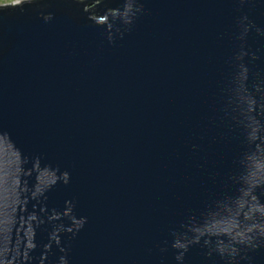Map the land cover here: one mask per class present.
I'll return each mask as SVG.
<instances>
[{"label": "water", "instance_id": "obj_1", "mask_svg": "<svg viewBox=\"0 0 264 264\" xmlns=\"http://www.w3.org/2000/svg\"><path fill=\"white\" fill-rule=\"evenodd\" d=\"M0 264H264V0L0 7Z\"/></svg>", "mask_w": 264, "mask_h": 264}, {"label": "rangeland", "instance_id": "obj_2", "mask_svg": "<svg viewBox=\"0 0 264 264\" xmlns=\"http://www.w3.org/2000/svg\"><path fill=\"white\" fill-rule=\"evenodd\" d=\"M30 0H0V7L23 3Z\"/></svg>", "mask_w": 264, "mask_h": 264}, {"label": "trees", "instance_id": "obj_3", "mask_svg": "<svg viewBox=\"0 0 264 264\" xmlns=\"http://www.w3.org/2000/svg\"><path fill=\"white\" fill-rule=\"evenodd\" d=\"M92 10H94V7L92 8Z\"/></svg>", "mask_w": 264, "mask_h": 264}]
</instances>
